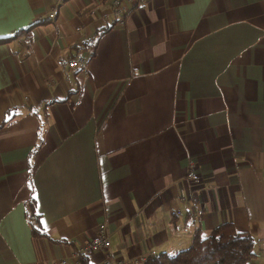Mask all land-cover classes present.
Masks as SVG:
<instances>
[{"label":"crops","instance_id":"crops-1","mask_svg":"<svg viewBox=\"0 0 264 264\" xmlns=\"http://www.w3.org/2000/svg\"><path fill=\"white\" fill-rule=\"evenodd\" d=\"M113 1L0 0V39L36 24L0 43V264H79L101 226L129 264L225 223L264 264V0Z\"/></svg>","mask_w":264,"mask_h":264},{"label":"trees","instance_id":"trees-1","mask_svg":"<svg viewBox=\"0 0 264 264\" xmlns=\"http://www.w3.org/2000/svg\"><path fill=\"white\" fill-rule=\"evenodd\" d=\"M35 26L36 24L13 37L1 38L0 43H9L23 32L30 33ZM46 107L48 105H45L44 109ZM32 111L35 112V110ZM13 115L15 114L10 112L2 125L8 123L14 117ZM2 125L0 128L3 127ZM43 145L44 139L39 134L38 142L32 154H36ZM28 212V219L34 235L47 238L48 236L39 221V216L36 214L35 200L31 202ZM255 247L256 239L252 234L238 232L233 223H225L214 229L206 237L202 235L200 230L196 231L191 246L185 250L176 253L160 252L150 254L144 264H249L256 258ZM79 264L94 263L88 255L79 253Z\"/></svg>","mask_w":264,"mask_h":264},{"label":"built area","instance_id":"built-area-1","mask_svg":"<svg viewBox=\"0 0 264 264\" xmlns=\"http://www.w3.org/2000/svg\"><path fill=\"white\" fill-rule=\"evenodd\" d=\"M64 0H56V3L54 4L52 8V12L49 15V18L51 20H54L57 15V10L60 6V4ZM130 3L135 4L136 6H139L144 3L145 0H128ZM113 4L116 8L117 14L121 17V24L124 23V18L126 16V9L123 6L122 0H114ZM77 30H80L79 28ZM95 42H92L91 45L94 46ZM93 48H91V54L86 55L84 52H80L75 57H71L68 59V65L71 69H81L85 70L87 68L89 59L93 55ZM187 180L197 186L201 185V179L197 175V166L194 161H190L188 165V174H187ZM111 242L109 241V235L107 232V229L105 226H101L99 234H97L91 241L86 245L84 248V254L86 255H92L93 253L105 251L106 252V258L104 259L102 264H127L125 261L120 259H115L110 252L111 249ZM146 258H142L139 260H136L134 262H130L129 264H144Z\"/></svg>","mask_w":264,"mask_h":264}]
</instances>
